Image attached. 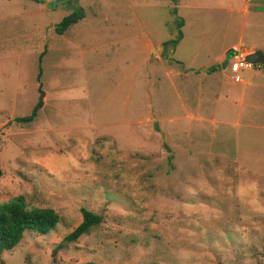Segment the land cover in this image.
<instances>
[{
	"label": "rangeland",
	"instance_id": "rangeland-1",
	"mask_svg": "<svg viewBox=\"0 0 264 264\" xmlns=\"http://www.w3.org/2000/svg\"><path fill=\"white\" fill-rule=\"evenodd\" d=\"M236 8L0 0V202L23 195L60 217L0 264H264V66L240 72L258 91L244 104L219 94L228 68L204 75L252 35ZM181 20L183 39L164 46ZM82 206L101 222L66 241Z\"/></svg>",
	"mask_w": 264,
	"mask_h": 264
},
{
	"label": "trees",
	"instance_id": "trees-1",
	"mask_svg": "<svg viewBox=\"0 0 264 264\" xmlns=\"http://www.w3.org/2000/svg\"><path fill=\"white\" fill-rule=\"evenodd\" d=\"M79 10V9H78ZM83 18L82 11L74 10L72 13L63 17L59 22L57 33L63 34L69 26ZM183 21L178 23V34L172 40L163 42V45H176L182 38L181 26ZM231 56V53H229ZM40 73L38 74V77ZM36 109L30 115L17 117L16 121L22 123L31 122L36 117ZM82 215L81 222L64 239L72 242L76 241L81 235L88 233L92 227L101 222L102 216L88 210L80 208ZM60 217L57 212L50 207H28L23 195H17L7 201L0 202V259L4 250L14 248L22 239L26 230H32L40 234H47L55 228ZM85 264H94L87 262Z\"/></svg>",
	"mask_w": 264,
	"mask_h": 264
},
{
	"label": "crops",
	"instance_id": "crops-1",
	"mask_svg": "<svg viewBox=\"0 0 264 264\" xmlns=\"http://www.w3.org/2000/svg\"><path fill=\"white\" fill-rule=\"evenodd\" d=\"M229 1L237 2L236 10L241 13L240 15L244 21V25H245V19L247 17L248 20L251 21L253 27L252 35L250 36L241 35L238 36L236 40H233L230 43H228L227 46L223 48L220 54L214 59L215 64L204 67L205 70L208 71L207 74L204 73L205 78H207L208 75H210L211 79H213L212 76L215 75L216 73H219L221 76H224V70L225 68H227V66H225L226 56L229 55V53L233 54L235 49H239L245 52L246 54L253 52L255 50H260L264 54V0H229ZM183 37L184 36L182 33V38L178 41V43L181 42ZM259 67L260 66L254 65L252 68H246L241 70L240 72L244 70L254 71V69L256 70ZM185 74H188L187 77L191 76L192 74H194L197 77V74L198 75L200 74V70H196V72H189ZM199 78L200 77H198V79ZM190 79H192L193 81L195 80L193 76ZM213 82L215 83L216 80H212L211 85H208L206 87V90L204 91H208L207 90L208 87L209 88L212 87L211 91L208 92L214 93L212 92L215 87V85H213ZM222 85H224L225 89L224 91L221 90L219 94L223 96L226 100H235L237 98L239 99L240 104H244V100L247 96L250 97L258 96V91L256 90V87L252 88V86L256 85V83H254L253 81L243 80L242 77L240 81H236L234 80V78H232L231 71H230V76H228V78L225 76L223 82L221 83V86Z\"/></svg>",
	"mask_w": 264,
	"mask_h": 264
},
{
	"label": "built area",
	"instance_id": "built-area-1",
	"mask_svg": "<svg viewBox=\"0 0 264 264\" xmlns=\"http://www.w3.org/2000/svg\"><path fill=\"white\" fill-rule=\"evenodd\" d=\"M257 63H251L246 60V53L235 49L234 53L231 54L229 60H226L225 66L232 72V78L236 81L241 80L239 72L246 68H252Z\"/></svg>",
	"mask_w": 264,
	"mask_h": 264
},
{
	"label": "water",
	"instance_id": "water-1",
	"mask_svg": "<svg viewBox=\"0 0 264 264\" xmlns=\"http://www.w3.org/2000/svg\"><path fill=\"white\" fill-rule=\"evenodd\" d=\"M246 60L251 63H257L264 66V54L260 50H255L253 52L246 54ZM40 87H41V83H40ZM44 95H45L44 91L41 90L39 106L43 104Z\"/></svg>",
	"mask_w": 264,
	"mask_h": 264
}]
</instances>
